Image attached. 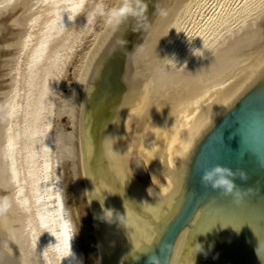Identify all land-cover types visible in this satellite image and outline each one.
<instances>
[{
	"label": "water",
	"instance_id": "water-1",
	"mask_svg": "<svg viewBox=\"0 0 264 264\" xmlns=\"http://www.w3.org/2000/svg\"><path fill=\"white\" fill-rule=\"evenodd\" d=\"M188 2L0 0V264H264V5L175 65Z\"/></svg>",
	"mask_w": 264,
	"mask_h": 264
},
{
	"label": "bare ground",
	"instance_id": "bare-ground-1",
	"mask_svg": "<svg viewBox=\"0 0 264 264\" xmlns=\"http://www.w3.org/2000/svg\"><path fill=\"white\" fill-rule=\"evenodd\" d=\"M205 1L206 0H189L188 2V9L184 20L185 23L181 34L182 37L179 44L178 56L175 65L179 64V62L194 54L196 50L205 46L210 41L224 33V31L239 23L241 19L250 15L256 9L260 8V6L264 5L263 3H259L258 0H244L241 3V6H239L238 8L227 10L226 8H228L229 6H226L223 12L219 11L218 13H212L208 16V19H205V16H207L206 13H210L205 10ZM227 1L230 2L229 0ZM257 1L258 3H256ZM216 4L218 5L219 3ZM229 5H231V3Z\"/></svg>",
	"mask_w": 264,
	"mask_h": 264
},
{
	"label": "clouds",
	"instance_id": "clouds-1",
	"mask_svg": "<svg viewBox=\"0 0 264 264\" xmlns=\"http://www.w3.org/2000/svg\"><path fill=\"white\" fill-rule=\"evenodd\" d=\"M158 11L160 10L158 9ZM146 14L147 5L145 0H135L134 8L129 7L122 9L119 13H116V15L120 16L121 18L131 17L135 21V23L132 25L133 30L147 28L148 25L145 19ZM160 14L164 15L165 13L161 11ZM237 178L247 181L249 179V175L244 169L233 170L231 167L217 164L203 172L201 176V183L205 187H211L213 190L219 191L224 197H231L235 206H241L245 203L246 197L251 196L255 192V189H244L240 187L235 182ZM149 193L151 194L150 189ZM6 210V206L0 205V213L5 212ZM43 227L47 229L48 226L45 224ZM50 247H52V245H50L48 248ZM163 248L169 249L170 245L165 244L163 245ZM53 251L57 254L58 258L62 260L74 255L72 244L67 240V238H65L63 241L62 246H56ZM149 264H164V258L161 255H152L149 257Z\"/></svg>",
	"mask_w": 264,
	"mask_h": 264
},
{
	"label": "rangeland",
	"instance_id": "rangeland-1",
	"mask_svg": "<svg viewBox=\"0 0 264 264\" xmlns=\"http://www.w3.org/2000/svg\"><path fill=\"white\" fill-rule=\"evenodd\" d=\"M217 1V2H216ZM227 1V0H226ZM225 0H223V2H225V3H223L222 2V0H206L205 2H204V6H205V10L207 11V12H210L209 14L208 13H206L207 14V16H205V19H208V16L210 15V14H214V13H218L219 11L221 12H223L225 9V7L227 6H229L228 8H226L227 10H229V9H232V8H238L239 6H241V3L244 1V0H229L230 2H226ZM233 1H234V3H233ZM240 1V2H239ZM259 1V3H263L264 4V0L262 1V0H258ZM258 1L256 2V3H258ZM214 2H215V5H214ZM239 2V3H238ZM216 3H219L218 5L216 4ZM231 3V5H229ZM233 3V4H232ZM207 6H206V5ZM223 4V5H222ZM217 5V6H216ZM223 7H222V6ZM234 6V7H233ZM207 7H209L210 8V10H209V8H207ZM211 7H212V9H211ZM215 7H216V9H215ZM217 7H219V8H217ZM222 7V8H221ZM261 7V6H260ZM222 9V10H221ZM218 10V11H217ZM216 11V12H215Z\"/></svg>",
	"mask_w": 264,
	"mask_h": 264
}]
</instances>
